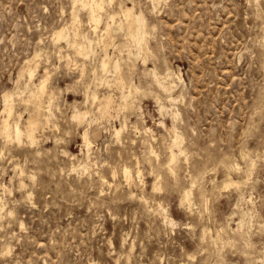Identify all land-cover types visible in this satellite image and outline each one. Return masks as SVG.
Masks as SVG:
<instances>
[{"label": "rangeland", "instance_id": "1", "mask_svg": "<svg viewBox=\"0 0 264 264\" xmlns=\"http://www.w3.org/2000/svg\"><path fill=\"white\" fill-rule=\"evenodd\" d=\"M133 1L151 28L154 55L128 53L126 28L116 21L109 51L122 56L126 78L140 87L130 97L135 106L123 112L121 85L98 67L104 50L98 46L96 57L84 60L67 41L51 38L71 22L72 0H0V110L3 91L24 84L27 76L15 83L18 70L38 48L44 49L39 69L23 97L44 68L57 96L52 122L37 130L33 144L0 136V264H264V0H160L156 8L150 0ZM133 1H106V10ZM78 8L87 31L86 13ZM128 64L135 67L131 72ZM152 68L169 80L168 88L159 86ZM111 75L113 82L105 83L102 77ZM89 86L100 98L113 97L108 109L116 116L97 110L99 99L84 102ZM23 97L15 100L13 120L24 121L33 110ZM73 104L90 108V130L96 116L103 127L90 153L81 137L84 124L71 117ZM174 108L181 116H173ZM127 115L117 138L113 128ZM173 123L187 151L172 171ZM148 126L152 130L145 131ZM87 153L89 169L83 170L77 164ZM123 164L134 174L139 166L141 177L128 182ZM226 181L233 184L223 187ZM192 182L190 208L180 198Z\"/></svg>", "mask_w": 264, "mask_h": 264}, {"label": "bare ground", "instance_id": "2", "mask_svg": "<svg viewBox=\"0 0 264 264\" xmlns=\"http://www.w3.org/2000/svg\"><path fill=\"white\" fill-rule=\"evenodd\" d=\"M106 1H108L109 3L112 2V0H72V7H71L72 8L71 9V14H72L71 18L72 19H71V22L69 24H63V25L57 27L55 30H53L51 38H53L54 43H56V41H61V39H64L65 41L68 42V44L72 45V47H75L77 49V52L84 58V60L85 59H91V58L93 59V57H96V55H97L96 47H98V46L101 47L100 49L104 50V53L102 55H100V57L98 56L99 60L97 59L99 70H102V73L109 70L113 73V76L116 77V79H114V80L121 85V88H120L121 89V100L119 101V103L122 106V111H123V109L125 111V109H130V108L135 106L134 100H130V97H132L133 93H137L140 90V87L138 84H136V82L133 79H127L126 78L125 71H123V68H124L123 64H122L123 58L122 59L120 58L122 56L116 55L115 53H112V51H109V48H110L109 45L111 46V44H113L114 38L117 36V35L115 36V34L113 32V26L116 25L115 23L117 20H120L123 22V24L125 26L124 28H126L125 37L128 38L129 44L131 43L130 44L131 48L128 51V53H134L136 55L137 54L140 55L144 51L147 52L148 54L154 55L153 49H151L150 45L148 44V40H147L148 35L151 33V30H150L151 28L149 27V24L147 22V18L145 16V14L143 13V11L142 10H140V11L135 10V1L132 0L133 1L132 5H128V4L126 5V4H123L120 2L118 5V8H119L118 10L117 9L116 10H108V9L106 10ZM150 1L152 3L153 8H156V5L160 0H150ZM77 4H81V8L80 7L79 8L82 9V11L84 10L86 13V21L89 25V29L87 31L85 29H82V27H80L79 22L82 21V19L80 18V15H79L80 12L77 11V8H78V7H76V6H78ZM101 23H103V24L101 25ZM80 29H81V31H80ZM71 31H73V37L70 36L71 35L70 33H72ZM38 49L34 50L33 55L31 57L27 58L25 60L24 64L21 65V67L18 70V75H17V78L15 79L16 82L15 81L14 82L17 84L19 81H21V79L23 77L27 76V79H24V80H26L24 82V84H22V86L17 91H15L16 88H15V90L13 88L5 89L1 95L2 109L0 110L1 111L0 112V136H2L5 140L10 141V142L12 140L14 142L17 141V142L21 143L20 141H23V139L26 138V140H28L30 143L33 144L36 141L37 130L40 127L45 126L46 124H49L50 122H52V117L55 115L54 110L52 109V107H54V106L52 104L54 102V99L57 96L55 95V91L52 90L53 88L51 89L48 86V78H49L48 73L49 72L47 73L46 68H44L45 70H44V74L42 75V77L40 79H38V82H36L34 84V88L32 90L30 89L29 97L26 98V100L23 97V94L26 92V88H28L30 81H32L34 79V75H35L36 70L39 69L38 68V62H39L38 57L41 56L44 49L43 50L42 49L38 50ZM100 51H99V54H100ZM147 53H146V55H147ZM146 55H145V57H146ZM143 56H144V53H143ZM128 58H129V55H128ZM145 60H146V58H145ZM127 66H128L127 67L128 70L130 72L133 70V68H135L133 64H128ZM155 68L151 69L154 79H156L157 83L162 88H168L167 82L169 80H167V82L163 78H162L163 79L162 80L159 71L157 72L155 70ZM96 71H97V67H94L93 72L96 73ZM103 75H104V73H103ZM130 75H128V76H130ZM168 75H169V77L170 76L173 77V74L171 72H169ZM176 75H177L179 81L183 80L181 75H180V72H178ZM113 76L111 78H106V76H105V77H102V79L104 80L105 83L108 84L111 82L110 79H113ZM99 78H101V77H99ZM99 80H101V79H99ZM33 82H34V80H33ZM95 82H97V81L95 80ZM149 82H151V81H149ZM31 84H32V82H31ZM78 84H79V80H78ZM150 84L151 83H146L145 85L149 86ZM14 87H15V85H14ZM141 89H143V88H141ZM74 90H77V88L76 89L74 88ZM85 90L86 89H84V91ZM17 97H23V99L25 101H28L27 103L30 102L33 105V110L31 112V114L28 115V117H26V119L24 121L21 118H18V119L14 118V120L12 119L13 114L16 111L15 110V100ZM90 97L92 98L91 102L93 104H94V102H96V100H98V99L100 100L98 105H97V110H100V112L105 111L106 112L105 114L108 117H111L114 114L112 109H108V106L113 105L112 102L114 99L111 95H107L106 97L103 96V98H100V95L98 94L97 89L91 88L89 86L85 92L84 102L88 101V99ZM167 99L172 103L175 102V98L172 95H170V93H169ZM157 100L159 102L158 104H160L159 107L161 109L165 108L160 97H157ZM137 105H139V104H137ZM139 107H140V105H139ZM177 108H174L172 111L173 116L176 118L181 116V114H180L181 111L179 112V110ZM106 109H108V110H106ZM139 110H140V108H139ZM116 112H117V110H116ZM90 113H91L90 108L80 107L79 105L75 104L74 108L72 110V114H71V117L73 120L77 121L79 124H84L83 131L81 133V137H82L84 147L86 146L88 153H90L89 149L91 148L93 142L97 138H99V136L102 132V128H103V127L101 128L102 125L101 126L99 125V123H100L99 117L96 116V118L98 119V120L96 119L98 125L96 127L93 126L94 127V128L92 127L93 130H90V126H91L90 118L92 117ZM140 113H141L140 114V117H141L142 112L140 111ZM92 115H93V113H92ZM117 117H118V115H117ZM122 117H123V115H122ZM108 119H110V118H108ZM128 121L129 120H128V115H127L124 117V119L122 118L120 126H114V128H113L114 136H116L117 138L120 137L122 131L125 129V127L129 123ZM161 122H162L161 125L164 126L165 125L164 121L162 120ZM132 125L135 127V129L139 130L136 123L135 124L133 123ZM176 125L177 124L173 123L172 126L168 129L172 133V136H171L172 139L168 143L169 144L168 145V147H169V153L168 154L169 155H168L167 163H168V168L172 171L174 170V168L172 167L173 166L172 163L177 159L179 154L186 153V151H187L186 147L184 148V146L182 145L184 137L180 132H178ZM144 130L150 131L152 129L148 126V127H145ZM150 133H152V132H150ZM1 151H3V150L1 149ZM1 151H0V153H1ZM150 152L152 154L154 153L155 155L157 154L152 145L150 146ZM88 153L86 154L87 160L84 161V163H82V164H81V161H79L77 164L79 166V168H81L83 170L89 169V164H90L89 155L90 154H88ZM243 155H246V154H243ZM17 167L20 168V171L22 174L24 172V169L19 165H17ZM115 171L116 170L113 169L112 176L115 174ZM121 171H122L125 179L128 182L133 180L135 177L136 178L141 177V169L139 166H136L135 174L133 173L131 166L128 164H123ZM136 178H135V180H136ZM21 179H22V177H21ZM21 179L19 181L20 187H24L25 182L23 181V179L22 180ZM103 179L105 181H107L106 183H108V182L112 183L110 180L106 179L105 177ZM111 179H113V178H111ZM104 180H102V181H104ZM245 181H246V179H245ZM2 183H4V182H2ZM232 184H233L232 181H226L223 183L222 186L228 187ZM7 185L8 186H4V187L5 188L7 187V189H9L11 191L12 188L9 187L10 184H7ZM193 185H194V183L192 182L190 187L185 188L182 191V195L180 198V203L186 205L187 207H190L191 204L193 203L192 202V196H193L192 186ZM240 185H243V184H240ZM156 187H157V183H156ZM27 195L29 196L30 193H28ZM144 200H146V199H144ZM3 208H4L3 203L1 200V196H0V217L2 216V212L4 211ZM162 211L164 213V215H163L164 221L169 223L170 225H174L176 222L173 220V218L170 217L165 210H162ZM161 216H162V214H161ZM129 245H131V244H129ZM9 250H10V248L8 247V251ZM127 254H128V252H127Z\"/></svg>", "mask_w": 264, "mask_h": 264}]
</instances>
